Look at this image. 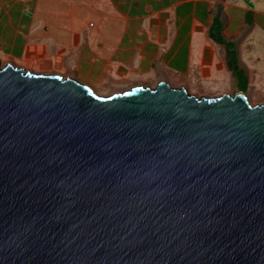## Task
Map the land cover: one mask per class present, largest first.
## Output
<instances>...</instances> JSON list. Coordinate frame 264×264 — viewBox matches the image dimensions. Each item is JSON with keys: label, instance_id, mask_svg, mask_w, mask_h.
Instances as JSON below:
<instances>
[{"label": "water", "instance_id": "obj_1", "mask_svg": "<svg viewBox=\"0 0 264 264\" xmlns=\"http://www.w3.org/2000/svg\"><path fill=\"white\" fill-rule=\"evenodd\" d=\"M0 264H264V103L0 61Z\"/></svg>", "mask_w": 264, "mask_h": 264}, {"label": "crops", "instance_id": "obj_2", "mask_svg": "<svg viewBox=\"0 0 264 264\" xmlns=\"http://www.w3.org/2000/svg\"><path fill=\"white\" fill-rule=\"evenodd\" d=\"M217 15L239 65L257 70L264 0H0V61L101 91L228 85L227 48L210 36Z\"/></svg>", "mask_w": 264, "mask_h": 264}, {"label": "rangeland", "instance_id": "obj_3", "mask_svg": "<svg viewBox=\"0 0 264 264\" xmlns=\"http://www.w3.org/2000/svg\"><path fill=\"white\" fill-rule=\"evenodd\" d=\"M258 51L259 52L257 54L259 58H257V60L253 62L249 61V63H251V65L253 64L255 66V69L257 70H247L250 76V83H249L248 88L244 89L242 85L237 86L235 82H233L232 84H228V85L218 84V85L209 86V87L206 85L200 86V84L197 85L195 83L193 84L189 83L186 87L187 90L189 91V93L200 96V97L207 96V97H212V98L221 96L223 94H230L233 96L235 94L244 93L245 95H247L251 105L263 104L264 103V52H263L264 49H259ZM32 72H35V71H32ZM62 76L70 77L66 75H62ZM92 89L100 96H109V95H113L116 93L124 92L121 89H116L115 91L114 90L110 91V89L106 90V88L103 91L95 89V88H92Z\"/></svg>", "mask_w": 264, "mask_h": 264}, {"label": "trees", "instance_id": "obj_4", "mask_svg": "<svg viewBox=\"0 0 264 264\" xmlns=\"http://www.w3.org/2000/svg\"><path fill=\"white\" fill-rule=\"evenodd\" d=\"M222 30V17L221 15H217L211 28L210 36L215 42L225 45L227 48V65L235 79V84L237 86L242 85V87L246 89L250 83V76L247 70L239 65L236 43L226 41L222 37ZM235 66H238V68L235 69Z\"/></svg>", "mask_w": 264, "mask_h": 264}]
</instances>
